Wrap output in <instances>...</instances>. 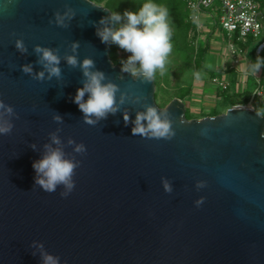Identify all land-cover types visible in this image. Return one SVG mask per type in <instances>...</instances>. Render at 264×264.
I'll return each mask as SVG.
<instances>
[{
  "label": "water",
  "instance_id": "obj_1",
  "mask_svg": "<svg viewBox=\"0 0 264 264\" xmlns=\"http://www.w3.org/2000/svg\"><path fill=\"white\" fill-rule=\"evenodd\" d=\"M111 15L91 0H0V100L14 109L11 116L0 109L12 124L0 135V264H43L46 255L56 264H264V116L252 105L256 90L214 116L186 118L178 97L158 106L153 78L114 64L110 43L98 36L116 27ZM37 45L59 56V78L38 63ZM69 56L78 64L90 58L91 71L115 86V114L84 122L73 101L85 77ZM149 107L167 120L170 138L132 135ZM46 144L77 165L66 197L63 185L47 192L35 183L33 161Z\"/></svg>",
  "mask_w": 264,
  "mask_h": 264
},
{
  "label": "clouds",
  "instance_id": "obj_2",
  "mask_svg": "<svg viewBox=\"0 0 264 264\" xmlns=\"http://www.w3.org/2000/svg\"><path fill=\"white\" fill-rule=\"evenodd\" d=\"M109 20L118 27H105L102 31H98L97 34L102 42L110 41L129 53L127 63L138 65L146 81H151L157 70L163 71L172 50L167 8L157 4L155 0H144L138 9L125 10L122 15L113 13ZM101 23L105 21L102 19ZM16 47L21 52L26 51L25 45L20 40L16 41ZM35 51L40 54L38 63L47 70L49 78L51 76L59 78L61 76L60 58L56 52L39 45L35 46ZM67 62L72 67L79 66L85 77L83 87L77 89L73 101L83 113L84 122L95 125L99 120L107 119L109 114H115L118 110L115 99L117 89L111 83L103 82L105 77L102 72L91 71L94 68V62L90 58H85L78 64L73 56L67 57ZM260 67L261 63L257 62L252 71L258 72ZM22 71L31 74L32 66L23 65ZM43 77V71L36 76L37 79H43ZM0 109L5 110L9 116L14 114L13 107L6 105L2 100H0ZM54 119L60 121L61 117L57 114ZM125 123H127V117H125ZM135 125L132 128V135L151 134V137L157 139H168L171 136L169 123L167 120H162L157 110L152 107H149L145 113L137 115ZM11 132L12 124L0 119V135H8ZM51 140L56 145L61 143L54 133L51 135ZM69 143L73 141L70 140ZM32 147L35 149V145ZM75 151L84 152V145H76ZM32 166L36 173L35 183L47 192H54L58 186L63 185L66 191L62 192L61 196L66 197L75 186L72 177L77 165L72 160L66 159L60 148H53L46 144L44 155L33 161ZM167 190L170 191V189ZM43 264H56L55 258L46 255L43 257Z\"/></svg>",
  "mask_w": 264,
  "mask_h": 264
},
{
  "label": "rangeland",
  "instance_id": "obj_3",
  "mask_svg": "<svg viewBox=\"0 0 264 264\" xmlns=\"http://www.w3.org/2000/svg\"><path fill=\"white\" fill-rule=\"evenodd\" d=\"M105 0H103L100 4H104ZM264 9V8H263ZM212 17L215 19L218 18V14H211ZM210 17L209 19H202L199 21V23H204L207 27L211 28L208 32L206 30H202L201 34H198V38L194 39L195 36L189 35V32L187 35V40L191 46L192 49V55L194 56L197 52V48H199V51H201L202 47L206 48V52L203 56V59L205 60V64L208 65L209 69H213V74L217 77H221L222 70L224 69V72L229 69L228 72H225L226 79L229 82V88L226 90L229 93L235 94L236 97L244 96L246 92H254V90H257V87L260 84L263 83V77L260 75L258 77H253L251 74L247 75V66L244 65L240 66V63L238 64L239 60L237 52L235 54H232L231 49L229 51V47L227 46L228 42H234L238 44L236 41H234L233 36L231 38L228 37L226 31L221 29L217 24H211L213 18ZM205 26V27H206ZM196 32V31H195ZM179 38H182V35H179ZM180 45V43H179ZM204 45V46H203ZM253 45V44H252ZM254 46V45H253ZM248 46L245 49L246 54V64L248 65V60L250 61L249 66H252L255 62H260L261 67L264 68V56L261 57H254L252 53V47ZM118 56L121 57V62L124 64L123 70L125 68L130 72L131 74H135L138 72H141L139 69V66L136 64H128L127 58L129 56V53L123 51L122 49H118ZM180 53V54H179ZM179 53H171L169 54L165 68L163 71L157 70L154 81L155 85V91H154V100L157 103L158 106L163 107L167 102V99H171L173 97H170L171 95H180L183 93V91L178 90V86H190L191 79L194 87H202L201 85L196 84L197 83V77L202 78L204 80H209L208 83H205L202 88V95L204 98H198L195 100L196 102H193L192 104H189V97L181 99L185 104L186 107L189 110V113L196 117L200 118L202 114L207 113L211 109H220L221 111H225L224 105L222 102L224 100L219 95L220 89H215L216 87L210 82L211 72H200L197 73V71L188 70L186 71V65L182 61V52ZM199 55L196 56V59L199 60ZM226 63V64H225ZM234 64V67L237 69H234L231 65ZM213 66H211V65ZM119 65V64H118ZM224 66L226 68L219 69V66ZM190 66V65H189ZM230 67V68H229ZM240 74L238 73L239 69ZM192 68V67H189ZM215 68V69H214ZM221 70L222 72L216 71ZM260 71L262 72V68H260ZM259 73V72H258ZM255 73V74H258ZM200 81V80H199ZM236 82V83H235ZM237 85L239 87V91H236ZM215 87V88H214ZM193 93V91H191ZM209 96L212 97L209 99ZM220 96V97H219ZM263 96V95H262ZM261 97V96H258ZM196 98V97H195Z\"/></svg>",
  "mask_w": 264,
  "mask_h": 264
},
{
  "label": "trees",
  "instance_id": "obj_4",
  "mask_svg": "<svg viewBox=\"0 0 264 264\" xmlns=\"http://www.w3.org/2000/svg\"><path fill=\"white\" fill-rule=\"evenodd\" d=\"M94 1L97 4H100L103 0H91ZM144 2V0H105L103 6L107 7L110 12L113 13H119V14H123L125 10H136L138 9L141 4ZM155 2L157 4H160L162 6H164L165 8H167L168 10V23L170 26V30H171V43H172V52L173 53H179L182 52V61L185 63L186 65V71L188 70H195L197 71V73L200 72H211V76H215L213 74L214 70L213 69H209L206 67L205 64V60L203 59V56L206 52V48L202 47L201 51H199V48H197V52L195 53V55H192V49L191 46L187 40V33L190 31H195L196 29V25L191 23L190 20L188 19V14H189V10H186V3L184 0H155ZM213 9V7H212ZM211 8H208L207 10H204L205 13H210L212 11ZM212 17V16H211ZM213 18V17H212ZM209 19V18H207ZM216 19L213 18L212 22L215 21ZM123 23V21H122ZM116 27H118V25H116ZM182 35V38H179V35ZM248 43L249 45L253 46L254 42L252 38H248ZM247 42V41H246ZM110 43V50H109V57L111 59V61L114 64H119L122 68H124V64L121 62V57L118 56V52L117 50L120 49L117 45ZM180 43V45H179ZM253 44V45H252ZM245 45V44H244ZM204 46V45H203ZM253 51V49H252ZM253 53V52H252ZM180 54V53H179ZM199 55V60L196 59V56ZM253 56L254 53H253ZM261 56H264V52L261 54ZM261 56H255V57H261ZM190 65V66H189ZM255 65V63L253 64V66ZM192 67V68H189ZM230 68V67H229ZM262 68V72H261V76L264 78V68ZM229 70V69H227ZM219 71V70H216ZM222 74V73H221ZM250 74H252V72H250ZM249 75V74H248ZM255 77V76H253ZM154 77H153V81H154ZM192 79L190 81H188L190 83V86H178V90L179 91H183L182 94L180 95H171L170 97L176 96L180 99L189 97L192 93L191 91H193V84H192ZM206 80H204L203 82H205ZM236 83V82H235ZM154 84L155 81H154ZM263 84V83H262ZM262 84L259 83L258 87H261ZM229 88V86H228ZM219 90V95L222 97V99L224 100L223 105L224 108H228L234 104H246L248 102V100L250 99V96L252 94V92H246V94L244 96H239L236 97L235 94L229 93L226 90ZM236 91H239V87L237 85ZM219 96V97H220ZM170 99H167L166 102H168ZM252 105L255 108V110L261 114L262 116H264V94L261 97H258L257 95L254 96V99L252 101ZM223 111H221L220 109H211L210 111H208L205 114H202L201 117L203 116H214L216 114H219ZM185 116L186 118H195L194 116H192L189 113L188 108H186L185 111Z\"/></svg>",
  "mask_w": 264,
  "mask_h": 264
},
{
  "label": "built area",
  "instance_id": "obj_5",
  "mask_svg": "<svg viewBox=\"0 0 264 264\" xmlns=\"http://www.w3.org/2000/svg\"><path fill=\"white\" fill-rule=\"evenodd\" d=\"M186 10H189L188 19L196 25L195 31H190L189 35L198 38V34L202 30L209 31L204 23H199L202 19L211 17V14H218V18L211 22L217 24L221 29L226 31L229 38L233 36L234 42H228L227 46L232 54L238 53L241 56L244 50L241 45L245 44L250 37L254 41L253 53L261 56L264 52V0H184ZM213 7V9H212ZM211 8L210 13L204 10ZM214 18V17H213ZM206 26V27H205ZM210 82L221 90H225L229 86L226 74L221 77L212 76ZM264 94V78L261 87L257 88L255 95L262 96Z\"/></svg>",
  "mask_w": 264,
  "mask_h": 264
},
{
  "label": "crops",
  "instance_id": "obj_6",
  "mask_svg": "<svg viewBox=\"0 0 264 264\" xmlns=\"http://www.w3.org/2000/svg\"><path fill=\"white\" fill-rule=\"evenodd\" d=\"M254 42V41H253ZM248 46H251V45H249V43H248V40H247V42L245 43V45L243 44V45H241V48L244 50V53H242L241 54V56H240V58L239 57H237L238 58V60H239V62H238V64L240 63V66H243L244 67V65H246L247 66V71H245V72H247V75L248 74H250V72H252V76H255V77H258V76H260V74H261V71H260V69H259V73L258 72H255V73H258V74H255L253 71H252V69H253V65L252 66H249V64H250V61L248 60V65L246 64V54H245V49H246V47H248ZM252 49H253V47H252ZM253 52V51H252ZM255 55V54H254ZM256 56V55H255ZM254 56V57H255ZM226 64V63H225ZM255 64H256V62H255ZM211 65V64H210ZM231 65L233 66V68L234 69H237V68H235L234 67V64H232L231 63ZM211 66H213V65H211ZM206 67L208 68V65L206 64ZM221 67H223V68H226V67H224V66H219V69H223V68H221ZM215 69V68H214ZM240 70H241V67H240V69H239V71H238V73L240 74ZM223 71V72H222ZM219 70V72H222V74H225V72H228L229 70H227V71H225L224 72V69L223 70ZM200 80V81H199ZM204 81V79H202V78H199V77H197V83L196 84H198V85H201L202 87H200V86H198V87H194V90H193V93L189 96V104H192L193 102H196L195 100H197L198 98H204V96L202 95V88H203V86H205V85H203V84H205V83H208L209 82V80H206L205 82H203ZM215 88V87H214ZM215 89H219L218 87H216ZM196 97V98H195ZM212 97H210L209 96V99H211ZM187 108V107H186ZM196 118V117H195Z\"/></svg>",
  "mask_w": 264,
  "mask_h": 264
},
{
  "label": "bare ground",
  "instance_id": "obj_7",
  "mask_svg": "<svg viewBox=\"0 0 264 264\" xmlns=\"http://www.w3.org/2000/svg\"><path fill=\"white\" fill-rule=\"evenodd\" d=\"M97 4V3H96ZM100 5H103V4H100Z\"/></svg>",
  "mask_w": 264,
  "mask_h": 264
}]
</instances>
